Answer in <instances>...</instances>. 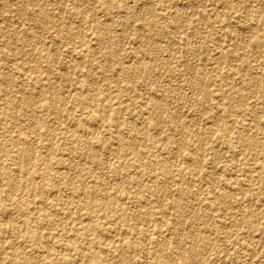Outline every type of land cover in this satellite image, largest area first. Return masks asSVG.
<instances>
[{
	"label": "rangeland",
	"instance_id": "1",
	"mask_svg": "<svg viewBox=\"0 0 264 264\" xmlns=\"http://www.w3.org/2000/svg\"><path fill=\"white\" fill-rule=\"evenodd\" d=\"M0 264H264V0H0Z\"/></svg>",
	"mask_w": 264,
	"mask_h": 264
},
{
	"label": "bare ground",
	"instance_id": "2",
	"mask_svg": "<svg viewBox=\"0 0 264 264\" xmlns=\"http://www.w3.org/2000/svg\"><path fill=\"white\" fill-rule=\"evenodd\" d=\"M5 52V51H4ZM161 67V66H160ZM101 125V122H100V119L98 120V119H96V118H92V119H90L89 120V122H88V127L86 128V136H88V137H90V138H87V137H85V138H87V139H91L94 135H95V133L97 132V130H99V128L101 127L100 126ZM101 129H102V127H101ZM99 132V131H98ZM86 139V140H87ZM95 139V138H94ZM88 140V141H89ZM238 162V161H237ZM56 195V194H55ZM195 195V194H194ZM195 197V196H194ZM2 263V262H1Z\"/></svg>",
	"mask_w": 264,
	"mask_h": 264
}]
</instances>
